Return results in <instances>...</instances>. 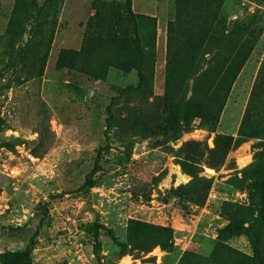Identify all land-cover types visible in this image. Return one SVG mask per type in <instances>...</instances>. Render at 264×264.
Instances as JSON below:
<instances>
[{
    "label": "rangeland",
    "instance_id": "rangeland-1",
    "mask_svg": "<svg viewBox=\"0 0 264 264\" xmlns=\"http://www.w3.org/2000/svg\"><path fill=\"white\" fill-rule=\"evenodd\" d=\"M132 7L136 27L126 0H0V252L38 230L34 264H264V0ZM171 20L185 43L170 71ZM198 26L225 42L190 62ZM135 30L145 80L125 92ZM242 41L251 54L212 130L192 93Z\"/></svg>",
    "mask_w": 264,
    "mask_h": 264
},
{
    "label": "trees",
    "instance_id": "trees-1",
    "mask_svg": "<svg viewBox=\"0 0 264 264\" xmlns=\"http://www.w3.org/2000/svg\"><path fill=\"white\" fill-rule=\"evenodd\" d=\"M213 2L219 1L221 4L225 0H212ZM133 0H126V11L129 20L136 27V14L132 7ZM37 4V2H36ZM36 15L33 16V12L31 14H27L23 19V27L30 23L34 18H38L41 14V8L36 5L33 10ZM182 24L175 20H171L168 24V50H169V62L168 68L171 70L176 68V63L178 57L180 55L179 46L185 43L184 39L181 37L180 33L182 29ZM213 27L208 29V31L203 32L201 27H197L195 32L192 33L190 38V43L194 45L195 50L192 51L190 62H194L197 55L200 53L204 46H212L214 43L219 40V44H223L225 42V37L223 33V37H218L217 30H212ZM197 31V32H196ZM23 37V32L21 33ZM215 41V42H213ZM220 50L218 49L217 53ZM216 53V54H217ZM251 52L249 45L242 41L238 50L235 53H224L223 51L219 53V57L216 64L213 68L215 70V76L213 82H207L198 87L193 93L191 99H198L200 101V105L197 107V112L199 116L202 118L203 123L210 129L214 130L217 122L219 121L221 112L226 104L227 98L229 97L232 86L245 66L246 62L249 59ZM4 55H7L5 52ZM27 54L26 52H21L19 54L20 61L22 63L25 62ZM132 56L133 61L131 64V70L135 71L139 77L138 85H129L124 90L125 92H131L139 87H141L142 83L145 80L144 75V51L141 45V39L138 34V31L135 30V37L133 39L132 46ZM5 57V56H4ZM3 57V58H4ZM215 59V60H216ZM4 70L0 68V90H5L10 87V83H1L5 77ZM19 77H17L18 79ZM10 80V79H8ZM169 90V86H168ZM1 96V93H0ZM113 105L108 107L109 116L107 119L108 127H111L114 119ZM3 146V145H2ZM1 146V147H2ZM5 146V145H4ZM105 147L98 149V156L92 171L87 175L84 186L93 187L96 184V180L94 176L101 170L100 158L102 156V152L105 151ZM264 169V168H263ZM261 170V169H260ZM259 174V189L261 192V201L264 210V171L258 172ZM23 227H16L14 230H21ZM38 236V230H36L31 237L29 243L24 249L20 250H5L0 252V264H34L33 256H32V247L35 244V238Z\"/></svg>",
    "mask_w": 264,
    "mask_h": 264
}]
</instances>
